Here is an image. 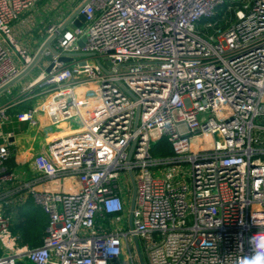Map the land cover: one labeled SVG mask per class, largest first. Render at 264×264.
Listing matches in <instances>:
<instances>
[{"label": "built area", "instance_id": "1", "mask_svg": "<svg viewBox=\"0 0 264 264\" xmlns=\"http://www.w3.org/2000/svg\"><path fill=\"white\" fill-rule=\"evenodd\" d=\"M38 1L0 0V88L21 72L3 42L32 60L11 22ZM79 1L51 70L0 105L1 126L41 101L15 117L53 128L14 186L0 143V264H135V240L147 264H241L264 239V0ZM21 191L48 217L37 247L4 212Z\"/></svg>", "mask_w": 264, "mask_h": 264}, {"label": "crops", "instance_id": "2", "mask_svg": "<svg viewBox=\"0 0 264 264\" xmlns=\"http://www.w3.org/2000/svg\"><path fill=\"white\" fill-rule=\"evenodd\" d=\"M79 2V0H39L36 2L29 10L11 22L12 36L18 47L33 58L48 38V26L52 24L60 26L72 15ZM72 26L69 24L67 27ZM3 45L13 55L20 71H23L26 67L22 66L13 49L4 42ZM48 62L49 59L43 54L28 74L0 94V105L14 104L19 100L20 89L39 78L46 70ZM40 102L32 100L14 105L10 109L9 120L0 126V143L3 142L7 133L13 134L10 147L11 156L6 162L8 171L15 176V181L11 183V186L34 175L31 158L42 149L47 134L53 130L40 112L36 113L37 125L35 126L20 122L15 117L17 113L35 108ZM152 152L157 157V145ZM168 152L165 150V154ZM13 199L14 201L4 209V212L10 217L11 232L16 236L18 245L31 248L40 246L48 226L47 215L34 204L26 192H18ZM6 253L0 246V256Z\"/></svg>", "mask_w": 264, "mask_h": 264}, {"label": "water", "instance_id": "3", "mask_svg": "<svg viewBox=\"0 0 264 264\" xmlns=\"http://www.w3.org/2000/svg\"><path fill=\"white\" fill-rule=\"evenodd\" d=\"M80 8H81L80 6L76 8L75 11L72 13V15L58 27L56 33L52 34L51 36L47 38L45 43L40 47L38 52L32 58L28 66L23 71H21L18 76H16L14 79H12L6 85L0 88V94L6 91L8 88H10L14 83H16L26 74H28L34 68V66L37 64L38 60L45 53L46 50H50L53 53H57V51L54 50L52 46V42L56 39L57 34L62 32L64 29H66L70 23H72L75 27H80L84 23L85 21L84 17L78 14ZM79 44L82 46V42H80ZM70 60L71 58H66L62 56L59 58L58 61L59 62H69ZM52 66H53L52 64L47 66L45 72L48 73L51 70ZM131 187H132V193H131L130 206H129V223L131 222L132 211H133L134 203H135V185H134V181L132 178H131ZM135 245H136V253L139 259V264H143L141 253H140V250L137 244V240H135Z\"/></svg>", "mask_w": 264, "mask_h": 264}, {"label": "clouds", "instance_id": "4", "mask_svg": "<svg viewBox=\"0 0 264 264\" xmlns=\"http://www.w3.org/2000/svg\"><path fill=\"white\" fill-rule=\"evenodd\" d=\"M253 252L251 255L245 256L241 264H264V239L258 240L254 236L250 240Z\"/></svg>", "mask_w": 264, "mask_h": 264}, {"label": "rangeland", "instance_id": "5", "mask_svg": "<svg viewBox=\"0 0 264 264\" xmlns=\"http://www.w3.org/2000/svg\"><path fill=\"white\" fill-rule=\"evenodd\" d=\"M222 11V9L220 8L219 10H218V12L219 13H222L221 12ZM205 21H203L201 24H203ZM45 55V54H44ZM45 57H47L48 59H49V57L47 56V55H45ZM264 124V123H263ZM163 146V144H160L158 147H157V149H159L160 147H162ZM165 146V145H164ZM165 153V148H161V150L159 151V152H157V156H162V155H165L164 154ZM130 194H131V192H130ZM141 256H142V260H143V263L144 264H147L146 263V258H145V256H144V254H143V252H142V249H141ZM138 257V256H137ZM136 256H134V262H135V264H139V261H138V258H137Z\"/></svg>", "mask_w": 264, "mask_h": 264}, {"label": "trees", "instance_id": "6", "mask_svg": "<svg viewBox=\"0 0 264 264\" xmlns=\"http://www.w3.org/2000/svg\"><path fill=\"white\" fill-rule=\"evenodd\" d=\"M164 147H165V146H164ZM164 147H163V148H164ZM165 150H167L166 147H165Z\"/></svg>", "mask_w": 264, "mask_h": 264}]
</instances>
